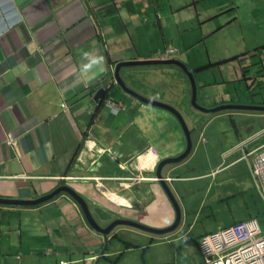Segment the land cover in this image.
<instances>
[{
	"label": "crops",
	"instance_id": "crops-1",
	"mask_svg": "<svg viewBox=\"0 0 264 264\" xmlns=\"http://www.w3.org/2000/svg\"><path fill=\"white\" fill-rule=\"evenodd\" d=\"M7 25L0 36V199L29 201L67 184L101 226L174 222L154 171L185 151V136L175 117L110 89L117 63L157 60L173 49L209 107L238 104L243 95L242 105L264 102V73L256 75L264 63V0H0V31ZM124 76L146 98L194 110L190 82L176 66L143 65ZM103 88L111 90L106 106L95 99ZM197 112L185 118L197 145L163 169L181 211L178 230L153 236L121 226L106 240L67 195L32 207L0 205V264H203L202 235L239 213L255 214L244 201L258 196L249 165L243 181L224 172L251 163L264 145V114L220 112L204 121ZM238 125L251 132L240 137ZM233 131L237 140L225 148ZM199 221L209 229L192 234ZM188 235L196 239L191 249Z\"/></svg>",
	"mask_w": 264,
	"mask_h": 264
},
{
	"label": "water",
	"instance_id": "water-1",
	"mask_svg": "<svg viewBox=\"0 0 264 264\" xmlns=\"http://www.w3.org/2000/svg\"><path fill=\"white\" fill-rule=\"evenodd\" d=\"M176 66L178 69L181 70V73H183L185 76H187L190 86H191V100H190V105L191 107L202 113V114H214V113H220V112H227V111H248V112H257V113H264V106H256V105H242V104H233V103H228V104H222L214 108H205L200 106L197 103V86L195 83V79L193 76V73L188 70L187 66L183 64L182 62L178 60H168V61H159V60H152V61H129V62H122L118 63L115 66V70L113 71V76L111 82L114 83V85H118L120 89L127 95L131 96L134 100L139 101L145 106L149 107H154L158 108L161 110H165L166 112L170 113L177 121H179L182 129H183V134L186 139V148L185 151L179 155L178 157L174 158H167L162 160L155 171V176L157 178V181L165 193L168 201L170 202L174 213H175V219L174 223L166 227L164 229H155L151 227H147L145 225H142L138 222L132 221V220H124V219H117L113 221L110 225L107 227L103 228L99 224L96 218L93 217L89 206L87 202L83 199V197L78 194L73 188L62 185L52 191L49 194H46L40 198L33 199V200H9V199H0V205H10V206H25V207H32V206H38L43 203H46L52 199H54L56 196L59 194H67L70 196L80 207L81 212L84 215V218L89 225L95 232L100 234L104 239L107 240V238L110 236V234L120 226H126V227H132L135 229H138L140 231L146 232L148 234L152 235H167L175 232L180 224H181V211L179 208V205L177 204L175 197L173 193L171 192L169 188V183L167 179L163 175V168L168 165H176L179 164L180 162L184 161L186 158H188L193 150V141H192V132L189 130V128L186 126L184 117L182 114L175 109L174 107L167 105L162 102H158L157 100L145 98L141 96L140 94L136 93L135 91L131 90L126 81V76L124 74L122 75V71L124 69H129V68H134L137 66ZM125 78V79H124ZM109 93V90L106 89H100L96 93V101L98 102L99 100H102L104 97L106 98Z\"/></svg>",
	"mask_w": 264,
	"mask_h": 264
},
{
	"label": "built area",
	"instance_id": "built-area-1",
	"mask_svg": "<svg viewBox=\"0 0 264 264\" xmlns=\"http://www.w3.org/2000/svg\"><path fill=\"white\" fill-rule=\"evenodd\" d=\"M251 171L257 189L264 194V147L254 155ZM199 250L205 264H264V237L256 220L205 235Z\"/></svg>",
	"mask_w": 264,
	"mask_h": 264
},
{
	"label": "rangeland",
	"instance_id": "rangeland-1",
	"mask_svg": "<svg viewBox=\"0 0 264 264\" xmlns=\"http://www.w3.org/2000/svg\"><path fill=\"white\" fill-rule=\"evenodd\" d=\"M244 86V85H243ZM264 93V92H263ZM263 93H262V95H261V97L259 98V96H257L255 99H254V102L255 103H257L258 101H260L261 99H262V97H263ZM173 94H175V93H173ZM173 94H172V96H173ZM175 96H176V94H175ZM209 96V95H208ZM241 98H239V99H236V103H238V104H246L247 103V101H246V98H244L245 97V95H243V96H240ZM206 98V99H205ZM204 99H203V97L202 98H198V103H199V105L200 106H202V107H205V108H211V107H209L208 106V104H210V102H208V98H207V96L205 97ZM158 100H161V101H158V102H162V103H165V104H171V105H173L174 106V108L175 109H177L181 114H182V116L184 117V121H185V118H187V116L188 115H191L192 113H193V111H195V110H190V112L189 113H186L185 111H184V109L182 108V106L180 105V103H179V100L178 101H175V103L173 102V100L172 101H163V99H162V97L160 96V99H158ZM247 100H248V98H247ZM160 111H163V113H166V115H169V116H172L170 113H168V112H166L165 110H161L160 109ZM199 115H202V117H203V119H204V121L206 120V121H208L209 119H211L212 118V116L213 115H210V114H202V113H200V112H197ZM173 117V116H172ZM176 120V119H175ZM228 121V120H227ZM226 120L224 121V119H222L221 120V122H220V125H226V123H228ZM235 121L237 122V124H244V126H247V124H245V123H241V122H243V121H245V120H240L239 118H235ZM176 123H177V126H179L180 128H181V130H182V132H183V129H182V127H181V125H180V123H179V121H177L176 120ZM185 124H186V126L188 127L189 126V123H186L185 122ZM232 125V124H231ZM241 129H240V134L242 135V136H240V137H245L247 134H249L251 131H248V130H244L240 125H238ZM189 128V127H188ZM229 129V128H228ZM234 135H236V132L235 131H233V136H229L228 137V139H229V141H224L222 144L225 146V148H228L231 144H232V140H237V138H236V136H234ZM232 139V140H231ZM192 141H194V139H193V137H192ZM183 142V144H184V148H185V141L183 140L182 141ZM194 145L196 146L197 145V141H194ZM209 147V144L207 143H203V142H200L199 144H198V148H200L201 150H204V149H207ZM183 148V149H184ZM238 155H240V152H238L237 153ZM236 154V155H237ZM243 154V153H242ZM228 163H229V161H228ZM246 168L248 169V163H247V161L245 160V161H243L242 163H240V164H238V166L236 167V168H234V169H232V170H230V171H225L224 173L226 174V176H228V175H233V176H236V178H238L239 180H245V177H244V174H243V171H246ZM229 183L232 185V187H233V185L236 183V181L235 180H233V181H229ZM234 190V189H233ZM257 195L258 196H256L255 194H254V200H251V198L249 197V198H244V201H249V203H250V205H252V207H253V210H254V213L255 212H257V211H259V213H258V218H259V222H260V229H261V233L262 234H264V216H261L260 215V213H264V204H263V200H262V197L260 196V194L257 192ZM230 203H233V204H235V202L233 201V202H230ZM244 216H247V213H239L238 214V217L237 218H235V219H230V220H228V221H223L222 222V226H220V227H218L217 229H215V230H218V229H220V228H223V227H226V226H228V225H230L233 221H240V220H243L244 219ZM209 224H205L204 223V225L199 221V226L198 227H196L195 229H193L192 230V234H198V233H200V232H202V230L203 229H209V227H207ZM120 227H117L116 229H115V231L117 230V229H119ZM211 228H213V227H211ZM156 229V228H155ZM195 237H192V235H188L187 237H186V239L185 240H183L184 241V243H185V247H186V249H191V248H193L194 246H195Z\"/></svg>",
	"mask_w": 264,
	"mask_h": 264
},
{
	"label": "clouds",
	"instance_id": "clouds-1",
	"mask_svg": "<svg viewBox=\"0 0 264 264\" xmlns=\"http://www.w3.org/2000/svg\"><path fill=\"white\" fill-rule=\"evenodd\" d=\"M8 1H10V0H8ZM13 27V25H7V26H5L4 28H3V30L2 31H0V36H2L3 34H5L6 32H9V30L11 29ZM168 51H171L170 53H168ZM175 52V50H173V49H166L164 52H162L161 53V55H160V57L157 59V60H159V61H168V60H174V59H172V57L170 56L171 54H173ZM167 54V55H166ZM163 55H166V58H163ZM261 61H264V55H262V57H261V59H260ZM133 61H135V60H133ZM179 61V60H178ZM126 62H129V61H126ZM181 62V61H180ZM120 63H122V62H120ZM118 64V63H117ZM117 64H115V66L117 65ZM262 64H264L263 62L261 63V65ZM115 66H114V70H115ZM138 67V66H137ZM125 70V69H124ZM124 70L122 71V75L124 74ZM180 70V69H179ZM189 70V69H188ZM181 71V70H180ZM190 71V70H189ZM192 72V71H191ZM112 76H113V73H112ZM186 78H187V76H185ZM125 79V78H124ZM126 81L128 82V80L126 79ZM126 82V83H127ZM114 86V83H112V85H111V87H110V89L112 88ZM118 86V85H117ZM119 87V86H118ZM120 88V87H119ZM110 89H108V90H110ZM122 90V89H121ZM111 91V90H110ZM110 91H109V93H108V95H107V97L105 98H103L102 99V101L101 100H99V103H100V101H101V105H103V106H106V103L105 102H107V101H112V99H110ZM192 95V94H191ZM191 95H190V100H191ZM142 96V95H141ZM144 97V96H143ZM146 98V97H145ZM150 99V98H149ZM197 103H198V91H197ZM199 104V103H198ZM222 104H228V103H222ZM222 104H218V105H216V106H214V107H217V106H219V105H222ZM234 104V103H233ZM168 105V104H167ZM250 105H256V104H254V103H251ZM171 106V105H170ZM191 106V105H190ZM256 106H259V105H256ZM260 106H264V105H260ZM63 107H65V105H63ZM173 107V106H172ZM214 107H211V108H214ZM193 109V108H192ZM196 111V110H195ZM227 112H230V111H227ZM260 114H264V113H260ZM190 130V129H189ZM264 147V145L261 147V149ZM260 149V150H261ZM151 150V149H150ZM259 151V150H258ZM256 153H257V151H256ZM255 153V154H256ZM181 155V154H180ZM250 155H253V154H247V155H245V158L244 159H247ZM178 157V156H177ZM174 158V157H173ZM253 158H254V156H253ZM253 158H252V160H253ZM167 159V158H166ZM164 160V159H163ZM252 160H251V163H248V165H249V169H250V174H251V176H252V178H253V184H254V188H255V190L260 194V196L262 197V200H263V204H264V194L261 192V191H259L258 189H257V187H256V185H255V180H254V177H253V175H252V171H251V168H252ZM162 161V160H161ZM161 161H159L158 162V164L161 162ZM158 164H157V166H158ZM166 167V166H165ZM164 167V168H165ZM157 168V167H156ZM163 168V169H164ZM155 171H156V169H155ZM155 171H154V174H155ZM164 175V174H163ZM165 177V176H164ZM166 179H167V181H168V178L167 177H165ZM155 179H156V181H157V178H156V176H155ZM171 181H175V179H170ZM158 182V181H157ZM170 181H168V183H169ZM65 185V184H64ZM60 186H62V185H60ZM59 186V187H60ZM66 186H69V185H67L66 184ZM69 187H71V186H69ZM58 188V187H57ZM56 188V189H57ZM72 188V187H71ZM170 188V187H169ZM171 190V189H170ZM171 192H172V190H171ZM78 193V192H77ZM173 193V192H172ZM79 194V193H78ZM59 195H67V194H64V193H62V194H59ZM58 195V196H59ZM174 195V194H173ZM68 196V195H67ZM57 197V196H56ZM55 197V198H56ZM68 197H70V196H68ZM54 198V199H55ZM71 198V197H70ZM72 199V198H71ZM84 199V198H83ZM53 200V199H52ZM85 200V199H84ZM176 200V199H175ZM51 201V200H50ZM72 201H73V203L79 208V210L81 211V209H80V207L78 206V204L72 199ZM86 202H87V204H88V206H89V209H90V204L88 203V201L87 200H85ZM49 202V201H48ZM177 202V201H176ZM47 203V202H46ZM91 211V210H90ZM92 213V212H91ZM84 216V215H83ZM117 220V219H116ZM249 220H256L257 221V223H258V225H259V228H260V222H259V219H258V217L256 216V212H255V214H253V215H251V216H249L247 219H243V220H240V221H233L230 225H228V226H226V227H223V228H220V229H218V230H215V231H213V232H210V233H207V234H204V235H202L199 239H198V244H197V247H198V252H199V255H200V257H201V259H202V261H203V264H205L204 263V260H203V257H202V255H201V253H200V250H199V243H200V240L202 239V237H204L205 235H209V234H212V233H215V232H217V231H219V230H223V229H227V228H230V227H232V226H235V225H237V224H240V223H243V222H246V221H249ZM115 221V220H114ZM133 221V220H132ZM113 222V221H112ZM112 222H110L109 224H107V225H105V226H101V227H103V228H105V227H107L108 225H110ZM174 223V222H173ZM172 223V224H173ZM171 224V225H172ZM170 225V226H171ZM181 225V224H180ZM121 227V226H120ZM123 227H125V226H123ZM169 227V226H168ZM180 227V226H179ZM129 228H132V227H129ZM132 229H135V228H132ZM179 229V228H178ZM177 229V230H178ZM135 230H138V229H135ZM148 234V233H147ZM172 234V233H171ZM150 235H152V234H150ZM154 236V235H153ZM260 236L261 237H264V234H262L261 233V229H260ZM61 264H63V263H61ZM64 264H66V263H64Z\"/></svg>",
	"mask_w": 264,
	"mask_h": 264
},
{
	"label": "trees",
	"instance_id": "trees-1",
	"mask_svg": "<svg viewBox=\"0 0 264 264\" xmlns=\"http://www.w3.org/2000/svg\"><path fill=\"white\" fill-rule=\"evenodd\" d=\"M238 58L239 57H236V58H234V59H237L238 60ZM256 70L258 71V73L256 74V75H258V74H260V73H264V64H262L261 66H260V64L258 65V67L256 68ZM258 78H261V79H264V76H260V77H258ZM245 81L246 82H248L249 80L248 79H245ZM263 80H261V81H259V82H257V88H258V84L259 83H261ZM250 87V86H249ZM262 89V88H261ZM261 105V104H260ZM262 105H264V102H263V104ZM258 213H259V211H257V213H256V216L258 215ZM260 215L261 216H264V213L262 212V213H260ZM258 217V216H257ZM259 219V218H258Z\"/></svg>",
	"mask_w": 264,
	"mask_h": 264
}]
</instances>
